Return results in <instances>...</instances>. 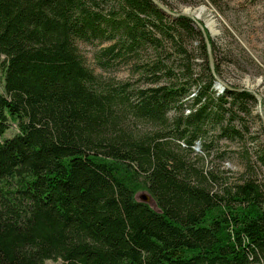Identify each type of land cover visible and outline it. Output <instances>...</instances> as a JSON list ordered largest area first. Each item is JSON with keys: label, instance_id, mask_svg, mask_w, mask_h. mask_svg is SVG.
<instances>
[{"label": "trees", "instance_id": "1", "mask_svg": "<svg viewBox=\"0 0 264 264\" xmlns=\"http://www.w3.org/2000/svg\"><path fill=\"white\" fill-rule=\"evenodd\" d=\"M97 40L102 67L153 48L147 84L88 67L79 43ZM0 74V264H264V148L238 182L193 180L187 152L210 132L245 138L258 104L216 88L194 20L153 0H0Z\"/></svg>", "mask_w": 264, "mask_h": 264}, {"label": "rangeland", "instance_id": "2", "mask_svg": "<svg viewBox=\"0 0 264 264\" xmlns=\"http://www.w3.org/2000/svg\"><path fill=\"white\" fill-rule=\"evenodd\" d=\"M166 1L176 12H188L198 17L209 39L212 38L217 47L218 58L222 60V79L233 87L258 93L262 97L264 115V0ZM194 41L195 46L192 47L198 45L199 39ZM109 44L110 42L100 43L98 40L81 41L79 49L86 65L103 80L120 83L130 81L136 88L147 84L140 64L156 59L155 50L148 48L131 62L116 58L110 62V66L102 67L97 54L101 48ZM202 63L203 59L199 54L195 68L196 75H206ZM162 80L166 82V77ZM0 90H4L1 74ZM248 108H251L247 112L250 114L245 118L250 131L245 134V138L216 139L215 134L210 132L203 137V140H199L191 151L187 152L191 164L195 167L193 168L194 181L209 171L215 174V178L209 179L208 182L210 183L208 187L213 186L214 190L226 183L233 184L241 180L246 170V156L254 154L253 152L259 148H264V122L258 111V104L249 103ZM173 114L175 112L168 115ZM137 129L149 132L154 130V127L150 123L141 122ZM16 131V127L13 126L7 132V136L14 135ZM247 151L249 153H246ZM144 194L148 193L145 191L139 193L138 197L141 201ZM147 203L152 207L156 205L152 199ZM47 264L64 263L61 260H48Z\"/></svg>", "mask_w": 264, "mask_h": 264}, {"label": "water", "instance_id": "3", "mask_svg": "<svg viewBox=\"0 0 264 264\" xmlns=\"http://www.w3.org/2000/svg\"><path fill=\"white\" fill-rule=\"evenodd\" d=\"M158 6L159 8H161L167 15H170V16H173V17H177V16H181V15H184V16H187L189 18H191L192 20H194V22L198 25V27L202 30L203 34H204V37H205V40H206V43H207V46H208V52H209V60H210V66H211V70L213 72V74L215 75L216 79H217V82H216V88L222 92L225 90V88H229L230 90H245V89H242V88H237V87H233L231 85H229L226 81H224L222 78H220L217 74H216V71H215V60H214V56H213V53H212V47H211V43H210V39L202 25V23L199 21L198 17H196L195 15L191 14V13H184V12H176L172 9H170L167 5H165L163 2H161L160 0H153ZM252 93L255 94L257 100H258V111L259 113L261 114V118L264 122V115H263V112H262V97L256 93L255 91L253 90H248ZM143 199V201L145 202H150V200L152 199V197L149 195V194H144L142 195L141 197ZM153 200V199H152Z\"/></svg>", "mask_w": 264, "mask_h": 264}]
</instances>
